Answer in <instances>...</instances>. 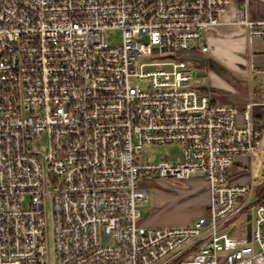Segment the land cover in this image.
Masks as SVG:
<instances>
[{
    "label": "built area",
    "instance_id": "2783aa9c",
    "mask_svg": "<svg viewBox=\"0 0 264 264\" xmlns=\"http://www.w3.org/2000/svg\"><path fill=\"white\" fill-rule=\"evenodd\" d=\"M230 4L0 0V264H264V202L230 172L260 153L253 109L264 106V80L258 100L225 106L190 86L182 59L208 51ZM236 16L249 43H264V20ZM106 30L120 33L119 46ZM42 135L45 153L30 151ZM154 144L179 146L181 161L138 165ZM261 168L264 179V158ZM192 176L208 185L202 218L140 224L145 179Z\"/></svg>",
    "mask_w": 264,
    "mask_h": 264
},
{
    "label": "rangeland",
    "instance_id": "374dc122",
    "mask_svg": "<svg viewBox=\"0 0 264 264\" xmlns=\"http://www.w3.org/2000/svg\"><path fill=\"white\" fill-rule=\"evenodd\" d=\"M105 38L113 46H119L121 42V35L116 30H106ZM217 50V49H216ZM213 49L207 53L198 52L194 53L195 56L200 57L202 63H195L192 61H187L191 70L193 71V79L190 82V86L195 89H201L207 93L211 99L223 105H229L232 99L237 98L236 92L239 90L237 87L233 86L230 79L235 81V85H240L241 80L234 75L233 69L230 66V62H234V59L224 58L227 57L229 52L234 51V49L229 48L219 52ZM215 57H217L215 59ZM224 59L229 63L227 66L231 69L226 70L222 62L218 60ZM222 61V60H221ZM140 63H149L147 59H141L136 64V70ZM221 68L225 71L227 75L222 74L217 70ZM197 72L204 73L203 77H196ZM232 77V78H231ZM246 81V80H245ZM247 83V81H246ZM254 84V81L251 82ZM30 151H36L44 154L47 148L46 136L42 135L39 139H33L32 142L27 143ZM181 148L176 145H159L154 144L153 146H145L141 153L135 156L136 163L139 164H152L158 163L160 161H181ZM263 156V157H262ZM264 158V150L254 156L252 163V174L253 183L255 185L254 197L260 203L264 202V179L261 177V162ZM261 184V185H258ZM204 184L202 180L189 179L183 182L176 181H165L160 179L147 178L144 180L142 187L146 190V199L138 208L140 224L149 226L150 222L156 221L158 226L165 228L180 227L183 220H187V217H192L202 204L204 203ZM47 251H48V261L51 262L54 251H53V236L51 235L52 220H51V205L47 204ZM21 206L27 208V199L22 201ZM145 223V224H144Z\"/></svg>",
    "mask_w": 264,
    "mask_h": 264
},
{
    "label": "crops",
    "instance_id": "0c3cea01",
    "mask_svg": "<svg viewBox=\"0 0 264 264\" xmlns=\"http://www.w3.org/2000/svg\"><path fill=\"white\" fill-rule=\"evenodd\" d=\"M230 7L227 9L223 17V24L215 28H212L208 35L205 38L206 47L208 51L210 49L213 51L216 50L219 52L229 50V48L236 50L228 51L229 53L224 57L226 59H234V62H228L227 60L220 59L219 62L223 63L226 70L231 67V69L242 82L239 85H235V81L231 80L233 86L237 87L239 90L236 92L235 99H232L230 106L241 108L248 99L258 100V96L261 93V84L264 80V73L257 75L255 72L262 71L264 72V43L260 40H254L248 42L246 38V33L244 28L238 25H234L233 22L236 19L238 11L244 10L245 15L249 20L257 21L264 20V0H230ZM205 52V53H207ZM217 57H215L216 59ZM222 60V61H221ZM230 64L231 67L227 66ZM229 69V70H230ZM223 70V69H222ZM224 75H227L223 70ZM232 78V77H231ZM247 83H246V81ZM254 81V84L251 82ZM226 105V106H229ZM253 118L259 125V131L261 137H263L261 143V150H264V106L256 107L253 109ZM263 157V156H262ZM253 159L246 157H237L235 163L231 166V177L235 183L247 184L250 180L253 183V174H252V163ZM202 180L204 186V203L198 208L197 212L191 217H187V220H183L180 227H187L191 225L198 218H202L207 211L209 204V194H208V185L202 176H192L186 180ZM258 185H261L258 183ZM145 224V223H144ZM143 225L146 227L156 228L158 226L156 221H151L149 226ZM142 225V224H141ZM263 234H264V224H263Z\"/></svg>",
    "mask_w": 264,
    "mask_h": 264
},
{
    "label": "water",
    "instance_id": "95a60500",
    "mask_svg": "<svg viewBox=\"0 0 264 264\" xmlns=\"http://www.w3.org/2000/svg\"><path fill=\"white\" fill-rule=\"evenodd\" d=\"M182 59L186 60V61H192V62H195V63H202V60L200 57H194V56H190V55H184L182 56ZM204 76V73H201V72H197L196 74V77H203ZM250 216L248 215L247 217V220H249ZM246 229H247V239H249V234H250V229H249V223L247 224L246 226Z\"/></svg>",
    "mask_w": 264,
    "mask_h": 264
},
{
    "label": "trees",
    "instance_id": "16d2710c",
    "mask_svg": "<svg viewBox=\"0 0 264 264\" xmlns=\"http://www.w3.org/2000/svg\"><path fill=\"white\" fill-rule=\"evenodd\" d=\"M217 70L223 74V70L221 68H217Z\"/></svg>",
    "mask_w": 264,
    "mask_h": 264
}]
</instances>
